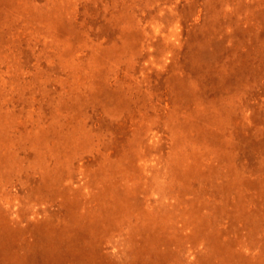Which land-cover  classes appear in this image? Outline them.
I'll list each match as a JSON object with an SVG mask.
<instances>
[{
	"label": "rangeland",
	"instance_id": "1",
	"mask_svg": "<svg viewBox=\"0 0 264 264\" xmlns=\"http://www.w3.org/2000/svg\"><path fill=\"white\" fill-rule=\"evenodd\" d=\"M0 264H264V0H0Z\"/></svg>",
	"mask_w": 264,
	"mask_h": 264
}]
</instances>
